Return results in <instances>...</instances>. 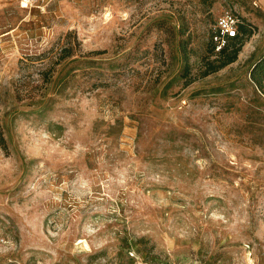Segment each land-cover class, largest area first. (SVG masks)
<instances>
[{
	"label": "rangeland",
	"instance_id": "1",
	"mask_svg": "<svg viewBox=\"0 0 264 264\" xmlns=\"http://www.w3.org/2000/svg\"><path fill=\"white\" fill-rule=\"evenodd\" d=\"M253 5L0 0V264H264Z\"/></svg>",
	"mask_w": 264,
	"mask_h": 264
},
{
	"label": "built area",
	"instance_id": "2",
	"mask_svg": "<svg viewBox=\"0 0 264 264\" xmlns=\"http://www.w3.org/2000/svg\"><path fill=\"white\" fill-rule=\"evenodd\" d=\"M243 24V20L230 10L218 16L212 32V41L215 44V48L220 49L227 45L231 38L243 36L240 31Z\"/></svg>",
	"mask_w": 264,
	"mask_h": 264
},
{
	"label": "trees",
	"instance_id": "3",
	"mask_svg": "<svg viewBox=\"0 0 264 264\" xmlns=\"http://www.w3.org/2000/svg\"><path fill=\"white\" fill-rule=\"evenodd\" d=\"M246 24L244 23L241 28L240 31L244 34L246 33ZM240 38V36L235 37V38H231L228 42L227 45L223 46L222 48H220V50L222 51L224 48H226L230 42H234L236 39ZM211 39H212V35H211ZM213 42V41H212ZM214 47L215 44L213 43ZM63 53L61 55V57H67L71 55V50L70 48H63L62 49ZM251 78L253 80V82L256 84V86L260 89H262V91H264V58H262L259 62H257L253 69L251 70ZM0 144L5 147V138L3 137L2 133H1V129H0Z\"/></svg>",
	"mask_w": 264,
	"mask_h": 264
},
{
	"label": "crops",
	"instance_id": "4",
	"mask_svg": "<svg viewBox=\"0 0 264 264\" xmlns=\"http://www.w3.org/2000/svg\"><path fill=\"white\" fill-rule=\"evenodd\" d=\"M251 2L256 5L252 6V11L249 12L250 16L246 20L247 31H250L248 27L253 26L251 28H257L259 34L264 35V0H251Z\"/></svg>",
	"mask_w": 264,
	"mask_h": 264
}]
</instances>
